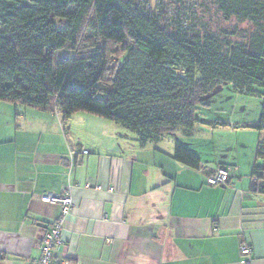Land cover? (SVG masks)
<instances>
[{
	"label": "crops",
	"instance_id": "obj_1",
	"mask_svg": "<svg viewBox=\"0 0 264 264\" xmlns=\"http://www.w3.org/2000/svg\"><path fill=\"white\" fill-rule=\"evenodd\" d=\"M243 95L219 86L204 98L192 136L178 130L145 146L84 111L64 124L31 107L4 122L0 264H39L41 240L61 214L59 204L41 200L46 193L73 198L54 248L69 264H264V194L252 190L264 130L250 126L262 105L254 118L239 117L249 110ZM178 140L198 154V170L174 158ZM220 164L238 170L209 186Z\"/></svg>",
	"mask_w": 264,
	"mask_h": 264
},
{
	"label": "trees",
	"instance_id": "obj_2",
	"mask_svg": "<svg viewBox=\"0 0 264 264\" xmlns=\"http://www.w3.org/2000/svg\"><path fill=\"white\" fill-rule=\"evenodd\" d=\"M227 83L262 98L250 126L264 130V0H0V100L16 107L64 124L88 112L145 146L178 130L192 136L204 98ZM174 158L201 166L179 140ZM252 190L264 194L261 136Z\"/></svg>",
	"mask_w": 264,
	"mask_h": 264
},
{
	"label": "built area",
	"instance_id": "obj_3",
	"mask_svg": "<svg viewBox=\"0 0 264 264\" xmlns=\"http://www.w3.org/2000/svg\"><path fill=\"white\" fill-rule=\"evenodd\" d=\"M84 153H88V150H84ZM237 170L238 166L236 165L220 164L217 170L207 178L206 182L209 186L225 185L235 175ZM96 187L101 188L100 185ZM41 200L46 203L59 204L61 206V214L41 240L39 264H69L68 261L54 256V248L61 240L63 223L73 206V198L69 194L46 193L41 195ZM241 251L244 255H248L251 253V248L247 245H242Z\"/></svg>",
	"mask_w": 264,
	"mask_h": 264
},
{
	"label": "rangeland",
	"instance_id": "obj_4",
	"mask_svg": "<svg viewBox=\"0 0 264 264\" xmlns=\"http://www.w3.org/2000/svg\"><path fill=\"white\" fill-rule=\"evenodd\" d=\"M233 22V21H232ZM234 23H229L223 24V27H232ZM245 26V24H240V27ZM71 52L67 49L64 50H60L58 51L57 56L58 57H63V56H68L70 55ZM244 99L247 100L248 102V114L246 115L245 113L243 114V116H239V117H244V119H248V118H254L257 114L260 113L261 110V105H262V99L255 95V96H249L247 97L246 95H243ZM26 108H31V107H25V106H18L15 107V105L13 103L7 102V101H2L0 100V137H4V122H6L7 120H11V121H15V119L19 118L21 112H24V109ZM214 112H218V110L213 109Z\"/></svg>",
	"mask_w": 264,
	"mask_h": 264
}]
</instances>
